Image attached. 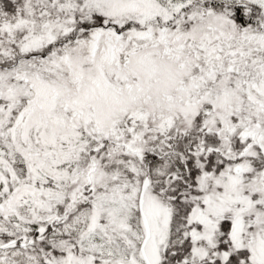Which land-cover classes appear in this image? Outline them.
I'll list each match as a JSON object with an SVG mask.
<instances>
[{
  "label": "snow or ice",
  "instance_id": "obj_1",
  "mask_svg": "<svg viewBox=\"0 0 264 264\" xmlns=\"http://www.w3.org/2000/svg\"><path fill=\"white\" fill-rule=\"evenodd\" d=\"M0 264H264V0H0Z\"/></svg>",
  "mask_w": 264,
  "mask_h": 264
}]
</instances>
